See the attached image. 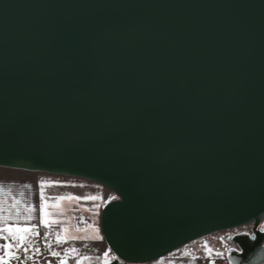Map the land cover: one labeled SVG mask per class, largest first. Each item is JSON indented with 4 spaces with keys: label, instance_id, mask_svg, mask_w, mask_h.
Wrapping results in <instances>:
<instances>
[{
    "label": "water",
    "instance_id": "obj_1",
    "mask_svg": "<svg viewBox=\"0 0 264 264\" xmlns=\"http://www.w3.org/2000/svg\"><path fill=\"white\" fill-rule=\"evenodd\" d=\"M0 166L112 190V264H264V0H0Z\"/></svg>",
    "mask_w": 264,
    "mask_h": 264
},
{
    "label": "snow or ice",
    "instance_id": "obj_2",
    "mask_svg": "<svg viewBox=\"0 0 264 264\" xmlns=\"http://www.w3.org/2000/svg\"><path fill=\"white\" fill-rule=\"evenodd\" d=\"M58 181L39 182V204L38 206L25 199V193L20 191L18 196L12 193L11 188H5L0 185V264H11L13 260H20L19 252L22 250L25 253V259L31 260L32 256L27 255L30 251L34 254H40L41 248L37 246V238L40 237L39 228L43 227V242L45 248L49 250L52 257L58 258V264H69V257L75 256V264H84L85 261H92L93 257L89 255H81L79 249L76 247H66L63 251H57L53 247L54 243L57 246H62L70 241H87V240H102L100 230L95 223H88L83 217L68 216L69 211L75 212L79 207L69 208L65 206L64 202H80L84 201H99L101 196H75L71 193L67 195L51 196L46 193V189L59 185ZM24 188L31 189V185H23ZM119 197L112 195L108 202L118 200ZM99 204H95V215L99 214ZM92 212V209H84ZM39 213L37 217L36 213ZM38 223L34 222L37 221ZM76 219L77 223L72 224V220ZM84 224L81 228L79 225ZM91 230V234L89 233ZM259 231L264 233V224H261ZM248 235V233H243ZM223 239V238H221ZM231 240L232 236H228ZM252 239H256L255 235ZM205 252L208 256L212 255L213 249L209 247L207 242L204 244ZM229 253L236 251V249H227ZM111 248L103 252L102 256H97L95 259L100 261V264H112V261L117 259L115 256H110ZM185 256L190 255L189 252L184 253ZM216 256H222L223 253L216 252ZM195 257H193V260ZM23 264V261H21ZM49 264L51 262L49 261ZM211 264H215L214 261Z\"/></svg>",
    "mask_w": 264,
    "mask_h": 264
},
{
    "label": "rangeland",
    "instance_id": "obj_3",
    "mask_svg": "<svg viewBox=\"0 0 264 264\" xmlns=\"http://www.w3.org/2000/svg\"><path fill=\"white\" fill-rule=\"evenodd\" d=\"M41 180L60 182L59 185L46 189V193L51 196L67 195L71 193L75 196L98 195L102 197L101 200L95 202L84 200L78 203L73 201L71 204L64 202L66 207H79L78 211H69L67 215L74 217L83 216L88 223H95L96 227L100 230V235L103 237L102 240L70 241L62 246H57L54 243V235L51 237L55 250L62 252L63 248L76 247L79 249L81 255H89L93 257L92 261H85L84 264H100V261H97L95 257L102 256L103 252L110 248L102 232L101 212L105 204L108 202L109 197L116 194L102 184L83 178L0 166V185H4L6 189L10 187L12 193L17 196L20 191H23L25 193V199L30 200L37 206L39 204L38 192L39 182ZM23 185H31L32 187L31 189H28L24 188ZM95 204L100 205L98 215L94 214L96 211ZM84 209H92V212ZM36 215L37 217L39 216L38 211ZM34 222L38 223V219ZM76 223L77 220L73 219L72 224ZM262 224H264V222ZM79 226L81 228L85 227L84 224H80ZM39 231L40 237L37 238V246L41 248V253L34 254L30 251L27 255L32 256L33 259L27 260L25 259V253L21 250L19 252L20 260H13L11 264H21V261H23V264H49V261L51 264H58V258L52 257L49 250L44 246L43 233L45 232V229L40 227ZM245 232H251V227L245 226L210 234L188 243L169 255L152 262L141 264H211L212 261H214L215 264H230L228 258L229 252L227 249L231 248L238 250L239 248L234 241V237ZM87 234L90 235L91 230H89V233ZM228 236H232V239L229 240ZM205 242H207L209 247L213 249L211 256H208L205 252ZM217 251L223 253V255L219 257L216 256L215 253ZM185 252H189L190 255L185 256ZM110 256L117 257L112 250ZM193 257H195L194 260ZM69 264H75L74 255L69 257Z\"/></svg>",
    "mask_w": 264,
    "mask_h": 264
},
{
    "label": "crops",
    "instance_id": "obj_4",
    "mask_svg": "<svg viewBox=\"0 0 264 264\" xmlns=\"http://www.w3.org/2000/svg\"><path fill=\"white\" fill-rule=\"evenodd\" d=\"M0 243H4V241L0 240Z\"/></svg>",
    "mask_w": 264,
    "mask_h": 264
},
{
    "label": "trees",
    "instance_id": "obj_5",
    "mask_svg": "<svg viewBox=\"0 0 264 264\" xmlns=\"http://www.w3.org/2000/svg\"><path fill=\"white\" fill-rule=\"evenodd\" d=\"M107 203H108V202H107ZM107 203H106V204H107ZM106 204H105V205H106Z\"/></svg>",
    "mask_w": 264,
    "mask_h": 264
}]
</instances>
